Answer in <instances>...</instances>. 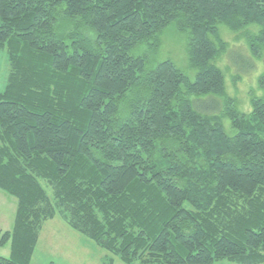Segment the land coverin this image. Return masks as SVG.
Instances as JSON below:
<instances>
[{
	"label": "trees",
	"instance_id": "1",
	"mask_svg": "<svg viewBox=\"0 0 264 264\" xmlns=\"http://www.w3.org/2000/svg\"><path fill=\"white\" fill-rule=\"evenodd\" d=\"M220 25L262 57L264 0H0V264H29L55 215L107 264H264V73L243 112ZM169 26L193 79L152 61Z\"/></svg>",
	"mask_w": 264,
	"mask_h": 264
},
{
	"label": "rangeland",
	"instance_id": "2",
	"mask_svg": "<svg viewBox=\"0 0 264 264\" xmlns=\"http://www.w3.org/2000/svg\"><path fill=\"white\" fill-rule=\"evenodd\" d=\"M249 30L255 31L256 27L251 26ZM219 34L228 44L227 52L217 61V65L224 72L226 94L233 102H237V106L243 112H248L250 111L249 97L262 94V91L258 89L257 78L264 73V53L260 59L253 58L240 33L232 32L224 25L219 26ZM145 51L147 48L143 45L134 53ZM163 59H171L179 69L193 79L194 71L188 68L186 60L185 38L173 26L167 27L163 32L161 46L152 57L153 62ZM7 69L6 55L0 52V88L6 79ZM220 106L214 111L218 112ZM225 124L228 130V122L225 121ZM47 190L50 193V188ZM15 208V198L0 191V233L11 228ZM9 253V242L3 246L0 245V255L7 257ZM109 256L112 255L68 227L58 215H55L42 225L39 241L29 264H107ZM111 264L123 263L115 258ZM212 264L240 263L223 259Z\"/></svg>",
	"mask_w": 264,
	"mask_h": 264
},
{
	"label": "crops",
	"instance_id": "3",
	"mask_svg": "<svg viewBox=\"0 0 264 264\" xmlns=\"http://www.w3.org/2000/svg\"><path fill=\"white\" fill-rule=\"evenodd\" d=\"M44 223H45V222H44ZM44 223H43V224H44ZM41 228H42V227H41ZM39 237H40V233H39ZM38 241H39V238H38ZM38 241H37V242H38Z\"/></svg>",
	"mask_w": 264,
	"mask_h": 264
}]
</instances>
